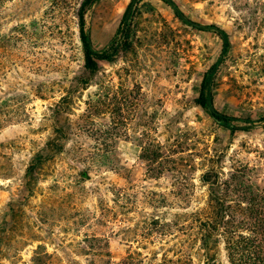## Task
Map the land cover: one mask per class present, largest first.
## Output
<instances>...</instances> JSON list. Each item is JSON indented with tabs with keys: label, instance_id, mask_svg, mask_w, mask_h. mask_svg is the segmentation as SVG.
Wrapping results in <instances>:
<instances>
[{
	"label": "rangeland",
	"instance_id": "obj_1",
	"mask_svg": "<svg viewBox=\"0 0 264 264\" xmlns=\"http://www.w3.org/2000/svg\"><path fill=\"white\" fill-rule=\"evenodd\" d=\"M84 2L0 0V264H89L95 238L110 264H203L179 218L203 207L217 264L233 263L238 234L264 247V0H135L129 47L73 90ZM131 3L84 8L95 49ZM205 78L233 130L196 105ZM67 93L70 111L54 118ZM87 109L92 125L72 127L28 196L32 157Z\"/></svg>",
	"mask_w": 264,
	"mask_h": 264
},
{
	"label": "trees",
	"instance_id": "obj_2",
	"mask_svg": "<svg viewBox=\"0 0 264 264\" xmlns=\"http://www.w3.org/2000/svg\"><path fill=\"white\" fill-rule=\"evenodd\" d=\"M96 0H85L83 3L80 13L78 15V26H79V39L82 46V54H83V67L81 75L76 77L73 82V90H86L89 86V82L93 76H95L100 68V64L103 62L111 63L113 62L116 55L120 52V50L127 49V46L129 45V39L133 35V26L135 24V15L133 12V4L135 0H132V3L125 9L120 23L119 27L117 29V33L115 38H113L106 47H104L101 50H97L93 47L90 35L84 28V8L91 3H93ZM227 45L226 38H223V49ZM129 47V46H128ZM207 79H203L201 84V94L196 100V105L205 110L214 120L217 122V124L221 125L224 128H230L234 129L231 124H229L230 118L223 116L222 114H219L215 112L213 108V100L211 96V92L208 89L207 86ZM59 105H55V109L53 110L54 118L60 116L63 113H66L65 111H70L67 108V104H64L66 100H73L72 95L61 96L59 98ZM92 106H88V109H90ZM88 109L86 111V114H83L80 116L79 119L85 120L84 124H72L70 123L69 119L66 118L67 127L69 128L67 132L65 133V130L63 128H60L56 130L53 138H50L45 143V147L42 149V151L37 152L32 159L30 160L26 170H25V184L24 189L27 192V195L30 196L33 192V187L35 186L37 182L38 176V170L40 167L47 161L50 160V158L54 154H61L64 150V140L63 139H69L70 137L76 136V134L72 133V127L75 128L77 131H83L82 129H85V126L92 125L91 118L93 117L92 111L88 112ZM75 125V126H74ZM207 176L204 175L202 178L201 183L204 184L207 181ZM159 200H152L150 199V203H152V207H158V205H164L167 203V200L163 196L158 197ZM125 196H119V200H124ZM179 218L184 219L186 223H188V226L184 228L185 233H187V236L191 235V232H195L196 238L199 242V249L202 252V258H203V264H217L216 260L214 259V256L211 254V244L213 243V234L208 222V213L206 210V207L201 208L197 212L179 216ZM159 218L155 220H150L152 223H148L149 226L153 224H158L160 231L162 234H165L168 232L171 228L170 224L167 223H160V221H157ZM176 226V225H175ZM252 235V234H251ZM233 241L232 245V251H233V258H232V264H264V257H261V243L255 241L253 237H247L245 238L241 234H238L236 237L231 238ZM95 242L99 244L98 246V252L96 254H93L96 258H92L89 264H110L109 258L110 255L108 253H104L103 246L100 245L101 240H98L95 238ZM264 248V247H262ZM264 251V250H262ZM264 256V255H262ZM106 259V260H105ZM132 257L129 259L132 262ZM125 264V263H123ZM161 264H189L187 262H175L167 258H163V262Z\"/></svg>",
	"mask_w": 264,
	"mask_h": 264
}]
</instances>
